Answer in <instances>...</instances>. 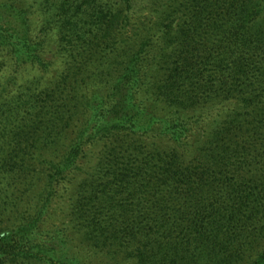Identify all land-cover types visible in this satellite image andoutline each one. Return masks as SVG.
<instances>
[{
	"label": "trees",
	"instance_id": "trees-1",
	"mask_svg": "<svg viewBox=\"0 0 264 264\" xmlns=\"http://www.w3.org/2000/svg\"><path fill=\"white\" fill-rule=\"evenodd\" d=\"M28 1L36 36L20 10L0 43V264L51 260L33 236L62 184L83 243L137 264H195L264 221V0L0 5Z\"/></svg>",
	"mask_w": 264,
	"mask_h": 264
},
{
	"label": "rangeland",
	"instance_id": "rangeland-1",
	"mask_svg": "<svg viewBox=\"0 0 264 264\" xmlns=\"http://www.w3.org/2000/svg\"><path fill=\"white\" fill-rule=\"evenodd\" d=\"M157 1L165 5L170 3V0ZM0 3H2L1 0ZM38 7L40 6L32 1L20 3L16 7L0 5V43H7L10 39L17 42L21 41L23 23L19 14L20 10L30 13L31 34L35 37L40 21ZM46 41L51 44L54 40L53 37H49ZM28 75L33 74L29 73ZM136 122L146 125L148 119L137 116ZM164 144L166 143H161L159 147L164 148ZM56 190V200L52 210L48 213L47 218H44L33 236L42 244L50 242L48 245L50 252L46 256L51 260H45L40 264H137L135 259L128 258L123 249L110 248L99 253V251L87 247L81 236L72 229L69 215L75 188L69 184H62ZM262 223L255 229L236 236L232 242L226 243L224 246L214 247L213 251L210 249L197 251L195 264H249L258 253L264 250V221ZM229 245L233 246L230 247ZM227 251L229 253L232 251L236 255L230 261H228Z\"/></svg>",
	"mask_w": 264,
	"mask_h": 264
}]
</instances>
